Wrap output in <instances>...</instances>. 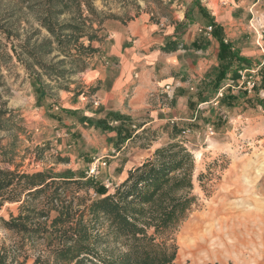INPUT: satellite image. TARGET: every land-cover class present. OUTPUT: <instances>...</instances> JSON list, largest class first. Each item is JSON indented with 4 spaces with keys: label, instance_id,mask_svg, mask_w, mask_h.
Masks as SVG:
<instances>
[{
    "label": "trees",
    "instance_id": "trees-1",
    "mask_svg": "<svg viewBox=\"0 0 264 264\" xmlns=\"http://www.w3.org/2000/svg\"><path fill=\"white\" fill-rule=\"evenodd\" d=\"M139 1L146 4V10L156 6L164 17L167 14L163 11L172 5V1L161 0H9L2 8L5 17L3 22L0 19V31L9 41L16 21L30 17V33L10 46V54L1 52L0 58H15L38 97L53 98L59 90L71 93L74 100L91 97L99 90L100 80L97 85H84L70 77L86 71L100 53L94 43L106 38L105 23L118 21L126 25L134 20L141 10ZM42 30L47 36L40 38ZM180 48L189 46L183 44ZM177 49V44L161 47L166 53ZM219 57L215 77L206 84H213L214 90L227 73L240 79L239 71L251 63L239 51L236 55L231 52L228 43L221 46ZM256 85L254 90H258ZM244 93L224 96L222 101L226 97L237 101ZM197 101L200 104L209 99L198 94ZM258 103L264 105V99ZM24 123L20 112L0 101V134L6 135H0V164L4 166L0 167V209L6 203L18 204L16 215L0 217L3 229L12 234L11 244L0 245V264H26L30 258L31 264H178L174 234L197 203L193 192L194 159L182 143L156 147L151 158L128 168L110 192L103 182L84 172L75 176L70 169L58 174L51 170H20L22 164L16 158H25L21 152L30 151L21 138L30 140ZM103 129L114 128L105 123ZM180 133L177 130L175 137ZM129 137L125 136L124 142ZM47 148L45 143L32 151L38 158ZM59 159L68 162V158ZM203 175L197 174L199 183Z\"/></svg>",
    "mask_w": 264,
    "mask_h": 264
},
{
    "label": "rangeland",
    "instance_id": "rangeland-1",
    "mask_svg": "<svg viewBox=\"0 0 264 264\" xmlns=\"http://www.w3.org/2000/svg\"><path fill=\"white\" fill-rule=\"evenodd\" d=\"M161 1L169 2V0ZM7 2L9 0H0V14H2L0 16L5 15L2 8ZM139 4L141 6L139 15L148 14L149 21L155 22L157 19L158 23L171 22L180 5L172 1L169 9L163 11L167 14V17H164L156 6L150 5L151 8L146 10L144 2L139 1ZM261 7L264 10V0ZM131 14H134V11H131ZM177 14L181 15L180 12ZM152 16L154 19L150 20ZM4 17L0 18L1 22L4 21L2 20ZM25 18L18 19L11 28L12 35L9 41L0 31V53L10 54V46L16 45L28 36L30 33L28 21H31V18ZM112 22L107 21L104 25L103 34L106 36L104 41L94 43L99 46L100 53L93 57L88 69L106 61V52L103 48L109 45V43L106 45V40L109 42L111 31L114 29ZM33 26H36V23H33ZM248 27L251 31L247 27L245 29L247 28L248 34L252 37L251 54L247 58L251 59V63L249 68L239 71L240 79L235 80L231 73H227L225 79L220 82L219 88L214 90L213 84H210V87L206 84L214 79L216 71L208 72L209 81L205 84L204 81L191 77L190 73L185 72L182 80L186 81L185 88L189 98L193 100L190 107L174 111L172 85H169V90L164 86L150 93L155 97L156 104L159 103L166 109L163 113L158 111L162 114V120L145 125L152 120V116L142 112L131 118L129 125L120 126L119 129L112 131L78 124L75 115L61 111L72 110L64 105L72 100L69 92L59 90L53 98L38 97L31 80L26 77L24 69L15 58L2 56L0 81L3 85L0 86V101H5L8 108L20 112L25 127L30 133L28 141L26 137L21 136L24 140L23 146H29L30 151L26 154L21 152L25 158H16V162L22 164L20 170L27 172L51 170L58 174L70 169L75 176L84 172L95 176L105 185L109 184L107 188L113 192L121 181L126 163L139 165L138 163L141 164L152 157L156 147L170 142H180L191 152L194 159L193 192L197 196V203L174 234L177 249L178 236L186 225L200 222L201 218H206L208 215L217 217L235 215L238 208L254 210L257 204L242 203L241 196L263 197L260 201L264 203V105L258 103V100L264 99V88L260 84L261 72H264V18L254 20L253 25L248 22ZM44 36H47V33L42 30L38 37ZM82 73L72 75L71 80L87 85L80 79ZM247 82L256 83L258 90H254ZM92 85H97V80ZM102 86L101 81L99 89ZM73 88L74 85H70V89ZM243 91L246 93L241 94L237 101H228L227 97L222 101L224 96H238ZM198 94L208 98L209 101L198 104ZM84 97L89 104H93L91 97ZM177 130H181V133L175 137ZM118 132L121 133L119 136H117ZM0 135L6 137L4 133ZM125 136L130 137L124 142ZM45 143H48V148L44 150L42 157L36 158L32 148ZM59 158H68V162H62ZM95 162L97 170L90 174V168ZM115 163H118V166L113 169ZM0 167L4 166L0 164ZM118 167L120 169H117ZM199 172L204 174L202 183L196 179ZM17 207V203L4 204L0 209V217L8 219L11 214L16 215ZM11 242L12 234L4 230L0 224V245H9ZM175 261L178 264H234L232 259L193 261L186 256L180 257L177 253ZM31 262L30 258L26 264Z\"/></svg>",
    "mask_w": 264,
    "mask_h": 264
},
{
    "label": "crops",
    "instance_id": "crops-1",
    "mask_svg": "<svg viewBox=\"0 0 264 264\" xmlns=\"http://www.w3.org/2000/svg\"><path fill=\"white\" fill-rule=\"evenodd\" d=\"M169 1L180 4L171 22H151L145 13L126 25L112 22L114 29L109 42L106 40L109 45L103 48L106 61L80 75L86 84L96 80L103 83L102 88L91 96L93 104H89L84 96L64 104L75 111L72 115L77 117L78 124L103 128L106 123L117 130L129 125L130 119L142 112L152 116L145 125L162 120L159 112L166 109L156 104L150 93L172 85L173 110L186 109L193 100L185 88L186 81L182 80L185 72L205 84L209 81L208 72L218 68L220 48L226 43L235 55L236 50L244 57L251 54L252 36L246 29L250 30L248 22L253 25L254 20L264 18L263 0ZM208 26L213 27L214 32L206 31ZM170 44H177L179 49L169 53L161 50L162 46ZM183 44L189 48L181 49ZM233 63L236 67L235 60ZM133 165L126 163L120 180ZM117 166L115 163L113 169Z\"/></svg>",
    "mask_w": 264,
    "mask_h": 264
},
{
    "label": "bare ground",
    "instance_id": "bare-ground-1",
    "mask_svg": "<svg viewBox=\"0 0 264 264\" xmlns=\"http://www.w3.org/2000/svg\"><path fill=\"white\" fill-rule=\"evenodd\" d=\"M241 199L242 203H256V208H238L229 216L208 215L186 225L177 239L178 256L193 261L232 259L234 264H264L263 197L243 195Z\"/></svg>",
    "mask_w": 264,
    "mask_h": 264
},
{
    "label": "built area",
    "instance_id": "built-area-1",
    "mask_svg": "<svg viewBox=\"0 0 264 264\" xmlns=\"http://www.w3.org/2000/svg\"><path fill=\"white\" fill-rule=\"evenodd\" d=\"M205 30L208 31V32H210V31L212 30V27H211V26H208V27L205 28ZM200 31H201V30H200ZM247 84H248V85L250 84V85L253 86V83L247 82ZM165 88H166L167 90H169V89H170V86H169V85H166ZM219 95H221V93H219ZM94 104H96V102H94ZM211 133H212V131H211ZM96 170H97V164H96V162H95V163L92 164V167L90 168V174L95 173ZM108 185H109V184H106L105 186L108 187Z\"/></svg>",
    "mask_w": 264,
    "mask_h": 264
}]
</instances>
